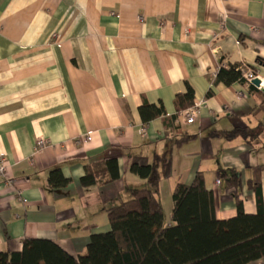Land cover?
<instances>
[{
	"label": "crops",
	"instance_id": "crops-1",
	"mask_svg": "<svg viewBox=\"0 0 264 264\" xmlns=\"http://www.w3.org/2000/svg\"><path fill=\"white\" fill-rule=\"evenodd\" d=\"M230 65L264 81V0H0V158L7 164L0 177V253L44 239L76 258L91 235L110 230L105 209L145 185L130 165L156 157L163 159L166 224L174 225L173 187L190 185L198 172L214 194L216 218L235 217L236 191L219 178L220 168L241 173L238 199L246 214H255L245 182L252 168L263 169L264 202V93L252 84L249 91L213 83ZM187 85L200 104L192 124L173 103ZM144 104L162 105L165 116L144 124ZM259 126L250 141L211 136ZM182 138L189 139L177 143ZM111 159L117 181L80 186L85 166ZM54 169L70 184L50 188Z\"/></svg>",
	"mask_w": 264,
	"mask_h": 264
},
{
	"label": "trees",
	"instance_id": "trees-1",
	"mask_svg": "<svg viewBox=\"0 0 264 264\" xmlns=\"http://www.w3.org/2000/svg\"><path fill=\"white\" fill-rule=\"evenodd\" d=\"M260 62L259 59H257ZM240 65L221 67L213 83L230 86L240 83L255 88L245 81ZM212 96L208 91L206 98ZM177 113L194 106V93L187 85L186 92L173 100ZM260 107L264 109V98ZM144 124L165 116L162 105L144 104L139 108ZM262 127L236 128L231 131L212 132L211 136L231 141L257 138ZM189 138H182V143ZM163 159L156 157L146 166L131 164L129 170L145 180L142 188H131L130 199L106 208L110 230L89 238L85 251L76 258L57 244L44 239H25L20 252H1L0 264H250L264 258V202L260 177L263 169L252 168L246 180V189L255 195L256 213L248 215L238 199L241 173L234 169L218 170L227 188L235 189V217L220 221L216 218L213 192L206 187L202 173L198 172L190 185L177 183L171 191L173 204L171 221L165 222L159 200L160 172ZM80 186L106 185L118 180L115 159L93 166H85ZM50 188L70 184L59 169L49 172Z\"/></svg>",
	"mask_w": 264,
	"mask_h": 264
},
{
	"label": "built area",
	"instance_id": "built-area-1",
	"mask_svg": "<svg viewBox=\"0 0 264 264\" xmlns=\"http://www.w3.org/2000/svg\"><path fill=\"white\" fill-rule=\"evenodd\" d=\"M242 76L245 79L246 82L251 83L254 79H258L260 84L257 87L259 90H261L264 93V81L259 78L251 69L247 67L241 68ZM200 104H195L191 108L187 109L185 112H180L181 116L185 119V122L187 124H192L196 122V116L198 114ZM91 138L89 136L84 137V141L88 142ZM44 145L43 141H38L37 146L41 147ZM7 171V164L6 160L1 157L0 158V177L3 178L5 176V173ZM217 184H219V180L216 181ZM25 202V201H23Z\"/></svg>",
	"mask_w": 264,
	"mask_h": 264
},
{
	"label": "water",
	"instance_id": "water-1",
	"mask_svg": "<svg viewBox=\"0 0 264 264\" xmlns=\"http://www.w3.org/2000/svg\"><path fill=\"white\" fill-rule=\"evenodd\" d=\"M251 84H252L253 86H255V87H258L259 84H260V82H259L258 79H254V80L251 82Z\"/></svg>",
	"mask_w": 264,
	"mask_h": 264
}]
</instances>
